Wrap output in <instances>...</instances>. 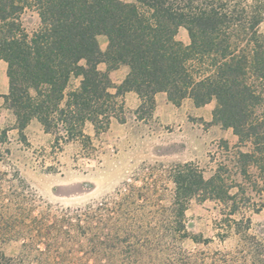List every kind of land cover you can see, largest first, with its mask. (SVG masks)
Segmentation results:
<instances>
[{
    "label": "rangeland",
    "instance_id": "rangeland-1",
    "mask_svg": "<svg viewBox=\"0 0 264 264\" xmlns=\"http://www.w3.org/2000/svg\"><path fill=\"white\" fill-rule=\"evenodd\" d=\"M22 19L29 31L39 23L32 11ZM177 39L189 42L184 28ZM99 42L106 50V37ZM127 72L115 69L113 83ZM79 82L73 78L69 88ZM117 100L121 118L98 131L87 121L85 136L59 143L36 118L22 139L13 110L0 100V248L7 264H264V152L243 161L239 151H253V144L213 120L214 100L177 106L160 92L151 115L137 112L134 91ZM187 162L206 178L217 174L222 196L189 199L184 239L171 234L168 207L174 168ZM245 245L251 254L239 252Z\"/></svg>",
    "mask_w": 264,
    "mask_h": 264
},
{
    "label": "trees",
    "instance_id": "trees-1",
    "mask_svg": "<svg viewBox=\"0 0 264 264\" xmlns=\"http://www.w3.org/2000/svg\"><path fill=\"white\" fill-rule=\"evenodd\" d=\"M26 11L39 18L31 31L22 19ZM263 21L264 0H0V59L9 77L4 102L22 139L36 118L59 143L85 136L87 121L98 131L121 118L117 98L127 91L140 98L137 112L150 115L160 92L177 106L186 99L197 106L214 100L213 120L232 128L241 143L252 142L253 151H239L248 162L264 152ZM181 28L187 44L177 39ZM102 62L105 71L98 67ZM121 65L128 72L115 85L109 72ZM73 78L79 85L69 88ZM172 181L170 232L185 239L189 199L221 198V179L206 178L187 162L174 168ZM246 246L239 252L251 254ZM176 259L166 264L181 261ZM7 262L0 248V264Z\"/></svg>",
    "mask_w": 264,
    "mask_h": 264
},
{
    "label": "crops",
    "instance_id": "crops-1",
    "mask_svg": "<svg viewBox=\"0 0 264 264\" xmlns=\"http://www.w3.org/2000/svg\"><path fill=\"white\" fill-rule=\"evenodd\" d=\"M7 71H8L7 62L3 59H0V100L4 99L3 96L9 92V77H8ZM114 72L115 70H112L109 72L111 79L113 78Z\"/></svg>",
    "mask_w": 264,
    "mask_h": 264
}]
</instances>
